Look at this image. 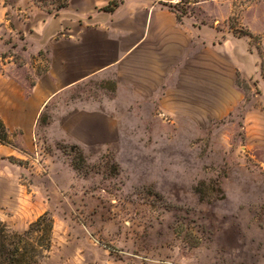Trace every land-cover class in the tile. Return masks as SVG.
I'll list each match as a JSON object with an SVG mask.
<instances>
[{"label": "rangeland", "instance_id": "rangeland-1", "mask_svg": "<svg viewBox=\"0 0 264 264\" xmlns=\"http://www.w3.org/2000/svg\"><path fill=\"white\" fill-rule=\"evenodd\" d=\"M31 1L55 15L72 0ZM174 5L203 23L219 16L247 46L246 68L233 60L230 85L225 69L223 85L217 73L181 101L129 100L139 95L92 78L48 100L30 136L10 134L0 217L23 232L52 215L42 264H264V0ZM10 43L18 51L3 56L22 63L24 43Z\"/></svg>", "mask_w": 264, "mask_h": 264}, {"label": "crops", "instance_id": "crops-1", "mask_svg": "<svg viewBox=\"0 0 264 264\" xmlns=\"http://www.w3.org/2000/svg\"><path fill=\"white\" fill-rule=\"evenodd\" d=\"M112 1L72 0L51 15L31 0H0V120L10 134L30 136L48 100L92 78L112 77L119 92L126 87L139 95L129 100L181 101L199 99L200 85L217 73L223 85L225 69L230 85L233 60L240 71L246 68L247 46L219 28V16L206 14V23L192 14L180 20L171 9L176 0H122L115 12H105ZM16 39L26 47L22 63L3 56L18 51L10 43ZM16 152L0 144V159Z\"/></svg>", "mask_w": 264, "mask_h": 264}, {"label": "trees", "instance_id": "trees-1", "mask_svg": "<svg viewBox=\"0 0 264 264\" xmlns=\"http://www.w3.org/2000/svg\"><path fill=\"white\" fill-rule=\"evenodd\" d=\"M122 0H113L104 11L113 13L121 5ZM61 4L59 8L65 7ZM178 6H171L179 19L183 18L184 12L179 14ZM245 35L253 38L248 32ZM0 144L11 146V136L5 123L0 120ZM73 165L79 172L80 165L73 159ZM54 220L49 212L44 213L32 222L23 232L13 231L0 218V264H42L52 248Z\"/></svg>", "mask_w": 264, "mask_h": 264}, {"label": "built area", "instance_id": "built-area-1", "mask_svg": "<svg viewBox=\"0 0 264 264\" xmlns=\"http://www.w3.org/2000/svg\"><path fill=\"white\" fill-rule=\"evenodd\" d=\"M182 3V0H176V4Z\"/></svg>", "mask_w": 264, "mask_h": 264}]
</instances>
